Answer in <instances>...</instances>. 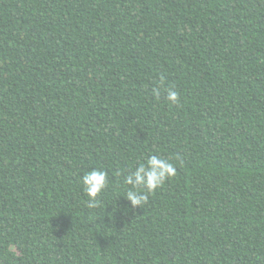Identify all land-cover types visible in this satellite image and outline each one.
<instances>
[{
	"label": "trees",
	"instance_id": "obj_1",
	"mask_svg": "<svg viewBox=\"0 0 264 264\" xmlns=\"http://www.w3.org/2000/svg\"><path fill=\"white\" fill-rule=\"evenodd\" d=\"M0 264H264V0H0Z\"/></svg>",
	"mask_w": 264,
	"mask_h": 264
},
{
	"label": "clouds",
	"instance_id": "obj_2",
	"mask_svg": "<svg viewBox=\"0 0 264 264\" xmlns=\"http://www.w3.org/2000/svg\"><path fill=\"white\" fill-rule=\"evenodd\" d=\"M154 92L159 95L158 90ZM166 99L173 104L178 103L179 93L171 88L167 90ZM176 175V167L168 160L161 159L157 155H151L146 158L145 162H141L134 170H131L124 178L125 185H131L126 190L127 199L132 205H143L147 202V194L152 193L162 186L167 179ZM82 180L84 191L90 200L95 198L102 192L108 184V173L102 169H92L86 172ZM135 189V190H133ZM138 192L145 193L137 195ZM94 205H89L92 207Z\"/></svg>",
	"mask_w": 264,
	"mask_h": 264
}]
</instances>
